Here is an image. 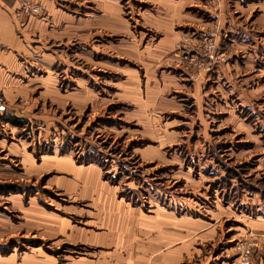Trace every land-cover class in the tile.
I'll return each mask as SVG.
<instances>
[{
  "label": "rangeland",
  "instance_id": "374dc122",
  "mask_svg": "<svg viewBox=\"0 0 264 264\" xmlns=\"http://www.w3.org/2000/svg\"><path fill=\"white\" fill-rule=\"evenodd\" d=\"M53 1L0 17V264H264V0Z\"/></svg>",
  "mask_w": 264,
  "mask_h": 264
},
{
  "label": "crops",
  "instance_id": "0c3cea01",
  "mask_svg": "<svg viewBox=\"0 0 264 264\" xmlns=\"http://www.w3.org/2000/svg\"><path fill=\"white\" fill-rule=\"evenodd\" d=\"M37 1L40 2L44 6V11L42 15L46 16L45 19H47L48 21L49 17H51L52 18L51 21L54 22L53 20H56V16L59 15L58 13H55L53 11L54 6H55V3H54L55 1L53 0H37ZM15 7H16V3L14 0L13 1L1 0L0 1V17L2 18V14L4 15V13H2L3 11L8 12L9 14L13 13L14 15ZM33 18L34 17L17 19L15 16V19L18 20V21L16 20L17 21L16 24L22 29L28 28L29 25L32 26ZM0 26H1L0 29H2L1 32L3 33L9 32L8 34L11 35L9 39V43L12 44V48L17 45L19 46L20 44L18 43V41L12 36L13 29H12V26L9 25V22L5 21L2 24V21H0ZM26 51H29V50L28 49L24 50L25 54H28ZM0 61L2 62V64L0 65V88L4 89L5 87H7L9 90L7 94H14L15 88H18V85H20L21 81H25V80H22V75H23V72H26L27 66L20 62H16L12 54L10 53V51H6V50L0 51ZM7 94L5 91L4 95H7Z\"/></svg>",
  "mask_w": 264,
  "mask_h": 264
},
{
  "label": "built area",
  "instance_id": "2783aa9c",
  "mask_svg": "<svg viewBox=\"0 0 264 264\" xmlns=\"http://www.w3.org/2000/svg\"><path fill=\"white\" fill-rule=\"evenodd\" d=\"M16 3L15 16L19 19L28 18L40 15L44 7L41 3L34 0H14ZM4 99L0 95V105L3 104ZM250 249H247L245 255L240 259V264H250L249 260Z\"/></svg>",
  "mask_w": 264,
  "mask_h": 264
}]
</instances>
